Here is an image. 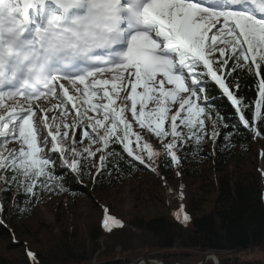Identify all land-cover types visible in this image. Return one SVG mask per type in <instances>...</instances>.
<instances>
[{
	"label": "snow or ice",
	"instance_id": "1",
	"mask_svg": "<svg viewBox=\"0 0 264 264\" xmlns=\"http://www.w3.org/2000/svg\"><path fill=\"white\" fill-rule=\"evenodd\" d=\"M245 68L257 78L251 126L225 82ZM262 71L264 0H0V191H64L57 167L102 174L119 155L112 144L152 171L162 154L177 165L179 147L208 135L206 121L219 136L198 103L209 79L260 136ZM104 213L106 231L122 227Z\"/></svg>",
	"mask_w": 264,
	"mask_h": 264
},
{
	"label": "trees",
	"instance_id": "2",
	"mask_svg": "<svg viewBox=\"0 0 264 264\" xmlns=\"http://www.w3.org/2000/svg\"><path fill=\"white\" fill-rule=\"evenodd\" d=\"M231 63L230 61L229 65ZM225 82L237 98L247 105L243 114L251 126L255 100L258 98L256 76L246 68L238 69L227 76ZM198 103L205 107L211 120L216 121L219 136L213 142L208 129L212 127L211 121H206L208 135L201 143L197 145L190 141L179 147L177 165H173L169 157L163 154L159 156L155 165L157 176H153L173 182L178 168L183 182H192L196 189L205 195L215 194L213 209L204 213L202 205L205 200L191 196L184 206V211L189 217L186 223L178 220L172 213L170 216L151 219H120L122 227H114L111 231L104 229L101 219L86 227L85 231L77 227L62 230L58 234L47 235L49 240L45 242L46 246L43 245L36 252H32L37 257V264H91L95 257L113 260L143 250L150 252V255L146 256L148 260L157 259L172 264L179 262L185 255L178 252L171 255L163 251L171 252L175 249L204 254H237L264 247V187L245 170V160L254 156L256 138L264 140V107L261 109V118L256 121V128L261 135L255 136L250 128L241 124L230 100L210 79L207 80L206 92ZM226 136L229 138L226 139ZM208 142L212 146L206 155V162H202L198 156ZM113 149L119 155L108 156L102 174H97L96 167L83 168L79 176L66 168L57 167V173L65 174V179L61 180L64 191L37 190L38 196L32 197L16 184H10L4 191H0V205L5 209L0 212V240L8 235L7 226L16 229L30 217L31 212L40 205L42 193L55 198L65 196L76 199L85 194L82 188L85 186L89 187L98 199L100 193L116 190L122 181L132 180L149 172L147 167L136 161L129 163L131 158L123 152L119 144H112L108 151ZM52 155L58 156L57 153ZM93 160L95 161V157ZM211 164L214 170L220 173L216 185L202 181L204 175L211 170ZM230 167H233L232 172L229 171ZM7 176L11 180L12 173L8 172ZM14 247L16 246H11ZM135 260L112 262L131 264ZM0 264H33V261L26 252H21L15 259L0 257ZM221 264L261 263L243 261L232 256L231 259L221 258Z\"/></svg>",
	"mask_w": 264,
	"mask_h": 264
},
{
	"label": "rangeland",
	"instance_id": "3",
	"mask_svg": "<svg viewBox=\"0 0 264 264\" xmlns=\"http://www.w3.org/2000/svg\"><path fill=\"white\" fill-rule=\"evenodd\" d=\"M208 129L210 135L212 127L210 126ZM137 131H139L138 128ZM145 135L146 138L153 142V146L159 150V142L156 141L155 137H151L147 133ZM207 144L204 145L202 152L198 156V159L202 162L206 160V155L212 146L209 142ZM258 153H261V156ZM253 154L254 156H249L245 160L247 166L245 170L249 171L257 179L259 185L262 184L264 187V140L259 137L255 140ZM98 156L99 153H97ZM97 157H95V163L99 165ZM210 168L211 170L204 175L202 181L216 185L220 173L214 170L213 164H211ZM232 168H229L230 172L233 171ZM148 170L149 172L146 175L122 181L114 191L100 193L98 199L95 198L91 189L85 186H82L85 194L76 199L65 196L55 198L47 193H42L40 205L31 212L30 217L26 221L22 222L16 229L7 226L8 235L0 240V257L15 259L21 255V252H36L49 240L47 235L58 234L62 230H70L77 227L85 231V228L89 225L97 223L100 219L103 220L105 208L108 210V215L112 218L125 221L127 218L132 217L151 219L160 216H170L172 213L181 212V208V215H184L186 201H188L189 197L195 196L205 200L202 205L204 213H209L213 209L215 194L205 195L199 192L196 189V185L192 182H183L178 174V168L176 169L177 175L173 182L165 181L162 178L156 179L153 176H157L156 171H152L149 168ZM200 182H196V184ZM181 192L183 193V199H181ZM13 245L16 247L11 248ZM101 251L103 252V249ZM177 252L185 255L179 262H173L177 264H199L204 256V253L195 251H178L175 249L171 250V252L163 251V253L171 255ZM217 254L220 259H231L234 256L243 261L264 264V247L237 254L223 252ZM149 255L150 252L143 250L129 254L127 255L128 257L119 256L113 258V260H102L95 257L91 264H113L115 261L137 260L140 258L148 260L146 256ZM156 261L160 260L156 259ZM165 263L170 262L167 261ZM206 264L216 263L207 261Z\"/></svg>",
	"mask_w": 264,
	"mask_h": 264
},
{
	"label": "water",
	"instance_id": "4",
	"mask_svg": "<svg viewBox=\"0 0 264 264\" xmlns=\"http://www.w3.org/2000/svg\"><path fill=\"white\" fill-rule=\"evenodd\" d=\"M211 258L213 260L214 263L216 264H220L221 263V259L218 256V254L216 252H206L203 256V259L201 260V262L199 264H206V262L208 261V259ZM131 264H170V263H165V262H160V261H156V260H147L144 258H140L137 259L136 261H134ZM172 264H177V263H172Z\"/></svg>",
	"mask_w": 264,
	"mask_h": 264
},
{
	"label": "bare ground",
	"instance_id": "5",
	"mask_svg": "<svg viewBox=\"0 0 264 264\" xmlns=\"http://www.w3.org/2000/svg\"><path fill=\"white\" fill-rule=\"evenodd\" d=\"M258 154H259V156H261V153H258ZM169 188H170V186H169ZM208 261H213V260L211 258H209Z\"/></svg>",
	"mask_w": 264,
	"mask_h": 264
}]
</instances>
